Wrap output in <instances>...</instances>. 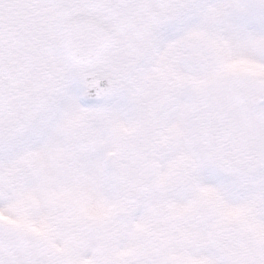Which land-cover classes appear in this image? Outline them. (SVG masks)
Here are the masks:
<instances>
[{
	"label": "snow or ice",
	"instance_id": "obj_1",
	"mask_svg": "<svg viewBox=\"0 0 264 264\" xmlns=\"http://www.w3.org/2000/svg\"><path fill=\"white\" fill-rule=\"evenodd\" d=\"M0 264H264V0H0Z\"/></svg>",
	"mask_w": 264,
	"mask_h": 264
}]
</instances>
